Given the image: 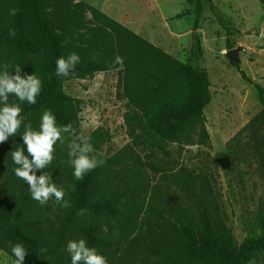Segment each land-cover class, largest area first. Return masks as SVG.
I'll return each mask as SVG.
<instances>
[{
  "label": "rangeland",
  "instance_id": "obj_1",
  "mask_svg": "<svg viewBox=\"0 0 264 264\" xmlns=\"http://www.w3.org/2000/svg\"><path fill=\"white\" fill-rule=\"evenodd\" d=\"M201 1L199 67L209 75L211 102L203 116L172 135L161 134L151 120L188 100L187 81L177 71L192 63L195 5L185 0L67 2L62 19H81L83 26L63 44L68 55L80 53L86 60L79 61L85 62L80 78L63 83L62 91L74 101V123L88 125L84 133L92 154L105 163L93 170V197L83 207L72 193L80 180L68 163L71 140L64 134L46 171L74 212L86 210L79 215L80 229L97 227L91 236L111 245L98 253L105 251L118 264H162L166 253L179 257L174 229L198 226L199 202H215L235 247L264 233V105L255 87L264 86L259 80L264 79V0ZM13 8L22 12L23 5L0 0L2 17H11ZM218 16L232 21L233 35H227ZM108 40L111 46L105 45ZM231 50L236 59L229 57ZM104 56L111 70L90 68L91 59ZM117 56L122 64L110 66ZM10 138L0 146V201L28 218L39 215L42 221L28 227L44 240V253L58 256L69 240L85 238L72 231L65 215L69 207L54 198L43 206L31 198L8 160ZM14 261L0 252V264ZM248 264H264V253Z\"/></svg>",
  "mask_w": 264,
  "mask_h": 264
},
{
  "label": "trees",
  "instance_id": "obj_2",
  "mask_svg": "<svg viewBox=\"0 0 264 264\" xmlns=\"http://www.w3.org/2000/svg\"><path fill=\"white\" fill-rule=\"evenodd\" d=\"M23 5L22 12H18L11 17L0 15V70L2 66L9 65L11 72L15 65H20L23 69L21 75H37L42 81V89L37 97L36 104H21V119L23 124L31 123L33 128L37 119L41 117L42 110L50 109L57 119L58 125L71 123L78 131L80 127L74 123L71 113L74 101L63 94V83L79 79L82 68L85 64L81 61L74 68V74L69 77H59L56 75V60L68 56V46L63 44V39L83 26L81 19H62L68 14V0H18ZM190 5H195V22L193 25V44L191 46L192 63L182 66L177 75L187 81L188 100L185 103L170 105L166 110L151 120L152 124L161 134L172 135L181 131L185 125L195 118L203 116L204 108L211 102L210 79L206 71L200 69L201 42L198 35L200 20L204 12L201 0H185ZM50 16V18L48 17ZM8 18V19H7ZM218 22L226 27L228 36L233 35V23L230 19L218 16ZM14 29L15 38L9 36V30ZM99 32H104L98 27ZM107 34V33H106ZM108 39V36H106ZM97 45V42H95ZM105 45L111 46L108 40ZM81 60L86 57L77 53ZM9 58V59H8ZM106 57L102 59H91L88 62L90 68L97 72L111 70L106 63ZM110 66L115 67L117 63L111 61ZM15 75V71H12ZM260 102L264 105V88L255 85ZM14 96H10V102L15 101ZM18 103V101H16ZM260 121L258 118L252 120ZM23 124L16 135L10 138L8 150V160L12 162L9 153L18 147H22ZM65 137L71 140L68 134ZM2 146V144H0ZM25 155H27L26 145ZM97 173L91 171L86 174L73 188L72 193L79 207L86 206L93 197V185ZM1 195V194H0ZM203 211L202 221L197 227L193 225H181L175 227L172 240L180 250V256L175 257L171 253H166L162 264H248L256 254L264 253V233L258 238H252L244 242L240 247H235L231 232L223 225L217 206L214 201L199 202ZM100 205H94L98 207ZM71 207L66 209L67 220L73 222V232L82 234L88 247L98 249H108L111 247L91 234L97 232V227H87L80 229V216ZM42 219L39 215L26 217L19 211L4 207L0 201V252H6L11 257V246L17 243L23 244L27 255L24 264H71L70 255L66 250H61L58 256H51L44 253V240L28 226H37ZM263 231L264 226L262 225ZM107 258L108 264H118L117 259L107 257V253H102Z\"/></svg>",
  "mask_w": 264,
  "mask_h": 264
},
{
  "label": "clouds",
  "instance_id": "obj_3",
  "mask_svg": "<svg viewBox=\"0 0 264 264\" xmlns=\"http://www.w3.org/2000/svg\"><path fill=\"white\" fill-rule=\"evenodd\" d=\"M18 8L11 9L10 14L16 15ZM9 36L15 38L14 29L9 30ZM80 57L76 52L67 57L61 56L56 60V75L69 77L74 74L73 70ZM117 64H122V58H115ZM9 65L5 64L0 70V144L17 134L23 121L21 119V104H36L37 97L41 93L42 81L37 75H21L23 69L15 65L9 72ZM10 96L16 98L10 102ZM18 101V103L16 102ZM24 131L21 135L22 147L14 148L9 155L12 162L17 166L13 169L17 178L26 182L29 186L31 198L40 205H45L50 199L55 200L61 207H69V202L64 199L65 192L54 183L50 172L46 171L54 159L57 142H63V134L71 137L68 144V163L73 168V176L76 180H83L85 175L105 163L93 155L90 138L84 133L88 127L81 123L78 131L71 123L58 125L54 113L50 109L42 110L38 128H33L31 123L23 124ZM26 145L27 155H25ZM42 171L41 175H36ZM86 210L82 209L78 215H84ZM66 251L70 255L71 264H108L107 258L98 253L95 247H88L84 239L69 240ZM11 253L15 257L14 264H24L27 255L23 244L17 243L11 246Z\"/></svg>",
  "mask_w": 264,
  "mask_h": 264
},
{
  "label": "water",
  "instance_id": "obj_4",
  "mask_svg": "<svg viewBox=\"0 0 264 264\" xmlns=\"http://www.w3.org/2000/svg\"><path fill=\"white\" fill-rule=\"evenodd\" d=\"M229 57L230 58H234V59H236L235 57H236V51L235 50H231L230 52H229Z\"/></svg>",
  "mask_w": 264,
  "mask_h": 264
},
{
  "label": "crops",
  "instance_id": "obj_5",
  "mask_svg": "<svg viewBox=\"0 0 264 264\" xmlns=\"http://www.w3.org/2000/svg\"><path fill=\"white\" fill-rule=\"evenodd\" d=\"M260 80V82H264V79L262 80L261 78L259 79ZM262 86V85H261ZM263 88H264V86H262Z\"/></svg>",
  "mask_w": 264,
  "mask_h": 264
}]
</instances>
